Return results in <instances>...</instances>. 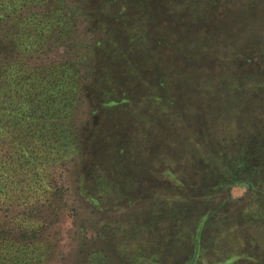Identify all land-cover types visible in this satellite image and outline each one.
<instances>
[{
    "label": "trees",
    "instance_id": "obj_1",
    "mask_svg": "<svg viewBox=\"0 0 264 264\" xmlns=\"http://www.w3.org/2000/svg\"><path fill=\"white\" fill-rule=\"evenodd\" d=\"M206 1L205 10H211L214 4ZM202 6L195 0H0V264H49L57 247L49 230L67 209L66 194L81 201L76 192L85 191L94 207L100 200L92 197L98 188L95 178L105 179L104 190H116L118 174L138 172L131 158L125 161L131 135L120 133L121 122L128 118L133 93L170 88L166 73L159 74L174 72L162 55L163 38L185 41L188 32L178 35L176 29L198 23ZM188 51L190 61L194 50ZM178 83L194 85L181 74ZM162 94L153 99L162 103L155 119L165 132L161 143L169 148L175 128L169 122V134L164 131L168 115L186 120L191 105L187 96L171 100L166 91ZM204 96L214 111L211 121L202 113L195 123L201 134L196 129L195 139L194 129L185 132L196 143L204 136L206 151L194 141L184 151L197 180L193 185L190 179L183 184L176 179L172 187L198 193L196 202L184 190L175 204L163 203H171L166 207L168 223L145 231L154 233L160 261L151 258L147 264H264V136L258 131L245 139L238 131L235 116L245 98ZM231 100L236 121L230 122L224 117L229 112L218 109ZM257 100L263 103L264 97ZM242 108L240 113L247 109ZM218 138L226 139L225 144L215 143ZM99 160L103 167L98 168ZM166 163L164 174L172 177L171 159ZM85 177L91 179L86 190L80 185ZM211 182L227 192L245 183L254 196L235 201L242 205L240 215L233 217L224 200L216 201L217 195L206 191ZM249 201L256 211L242 212ZM67 211L76 216L74 208ZM111 230L117 236V228ZM98 237L95 232L93 238ZM96 240L81 252L83 264H115Z\"/></svg>",
    "mask_w": 264,
    "mask_h": 264
},
{
    "label": "rangeland",
    "instance_id": "obj_2",
    "mask_svg": "<svg viewBox=\"0 0 264 264\" xmlns=\"http://www.w3.org/2000/svg\"><path fill=\"white\" fill-rule=\"evenodd\" d=\"M195 1L203 4L199 13L201 19L196 20L199 24L186 22L175 32L180 35L186 30L188 33L185 34L188 35L185 41L176 42L169 35L164 34L165 44L162 47V55L167 57L166 63L169 61L173 65L174 72L168 73L167 70H163L159 74L166 73L165 84H170V88H162L160 92L156 89L157 87L153 88V91L157 90V92L150 90L145 92L142 88L133 93L130 106L127 107L128 118L121 122L120 133L129 132L131 135V140L125 146L127 152L125 161L128 164L131 158L138 172H133L131 177L118 174L116 178L119 188L116 190H104L105 179L95 178V186L98 188L93 192L92 197L97 200L100 198V200L98 203L94 202L96 203L94 207L88 204L89 200L86 198L85 191L84 193L76 192L81 201H78L73 194H66L67 209L74 208L76 216L74 213L71 216L66 209L60 220L50 228L49 231L54 234L57 247L49 264H83L84 257L81 252L85 253L92 245V241L96 240L93 238L95 232L101 237L96 240L98 249L110 255L115 264H147L151 258L158 260L161 250L160 247L152 244L154 233L145 235V231H150L151 226L157 228L168 223L166 214L169 212L166 207L171 203L168 202L165 207L163 203L172 200L175 204L181 195H185L184 190L194 203L198 196V193L194 194L188 188L172 187L176 179L181 181V184L184 181L189 183L187 180L190 179V184L193 185L197 180L191 166L188 165V155L184 151L187 149L186 145L193 141L198 149L206 151V144H203L204 136L199 141L196 140L197 143L195 142L196 134H201L200 127L195 126L196 120L202 113H205L203 116L205 119L210 118V114L214 113L210 101L205 99L204 95L212 97L225 93L229 97L237 96V101L238 97L245 98L241 107H237L235 116L240 119L237 122L238 131H243L241 136L245 139L256 135L258 131L259 134L262 131L264 136V102L257 100L258 97H264V0H210L214 4L211 10L209 8L205 10V0ZM202 32L205 33L204 36ZM192 41L198 44L191 46ZM188 49L194 50L191 52L190 61L186 57ZM180 52H182L181 55H179ZM167 66L170 64L167 63ZM179 74L190 76L194 85L178 83ZM155 75L156 73L153 79ZM201 83H205L209 88L200 85ZM163 90L168 93L171 100L178 99L182 95L187 96L185 98L187 104L191 105L186 107L191 114L186 120L182 121V117L177 118L175 114L168 115L163 126L164 131L169 134L165 128L169 122L171 124L173 122L175 128L174 135L172 132L169 134V148L161 143L165 132L162 133L161 125L156 123L158 119H155V114L162 111V103L158 99L153 100L155 97L162 96ZM174 91L180 93H174ZM150 99L154 101V104L149 103ZM201 99H204L203 103ZM224 99L226 97L223 96ZM226 102H222L218 112L228 111L229 113L224 117L229 121H236L231 118L234 111L236 112L232 100L225 104ZM242 107L247 109L240 113L244 109ZM180 108H183L182 105ZM176 109L178 104L173 106V110L176 111ZM159 117L161 120L162 116ZM209 118L208 121H211ZM153 123L156 124L152 126ZM189 128L194 129L195 139L193 140H191L192 136L187 137L185 134ZM220 138L215 143L222 146L227 137L224 140ZM168 158L171 159L172 177L164 174L163 167L167 166ZM100 159L103 160L101 156ZM121 160L120 157L119 161ZM96 163L98 168L103 167L100 160ZM228 163L230 164L231 160H228ZM93 171L95 172V169ZM78 175H75V178ZM90 180L85 177L80 181V185L85 189L90 184ZM222 183L224 185L227 182ZM209 186L210 191H206L210 195L216 194L218 197L216 201L224 200L228 214H233V217L240 215L238 210L239 205H242L235 203L244 199L247 202L254 196V190H250L245 183L235 185L229 192L218 188V182H211ZM241 210L244 213L256 211L252 202ZM170 213L175 214L173 211ZM1 217L0 214V220H2ZM113 226L117 228L115 237L111 235ZM102 238L104 241L100 242Z\"/></svg>",
    "mask_w": 264,
    "mask_h": 264
}]
</instances>
